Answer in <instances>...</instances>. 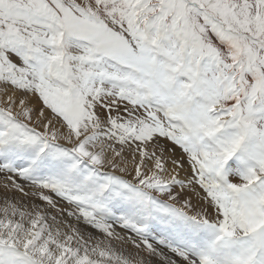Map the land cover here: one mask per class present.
<instances>
[{"label":"snow or ice","instance_id":"1","mask_svg":"<svg viewBox=\"0 0 264 264\" xmlns=\"http://www.w3.org/2000/svg\"><path fill=\"white\" fill-rule=\"evenodd\" d=\"M0 264H264V0H0Z\"/></svg>","mask_w":264,"mask_h":264},{"label":"bare ground","instance_id":"2","mask_svg":"<svg viewBox=\"0 0 264 264\" xmlns=\"http://www.w3.org/2000/svg\"><path fill=\"white\" fill-rule=\"evenodd\" d=\"M187 167V165H185ZM119 230V229H118Z\"/></svg>","mask_w":264,"mask_h":264}]
</instances>
